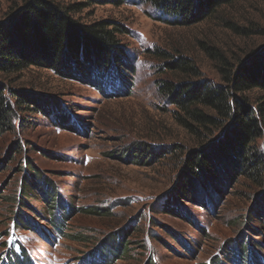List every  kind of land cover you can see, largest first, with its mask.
<instances>
[{
	"label": "rangeland",
	"instance_id": "374dc122",
	"mask_svg": "<svg viewBox=\"0 0 264 264\" xmlns=\"http://www.w3.org/2000/svg\"><path fill=\"white\" fill-rule=\"evenodd\" d=\"M76 2H86L70 13L77 22L123 28L116 35L124 79L107 75L97 87L34 65L0 72L12 112L0 129V264L13 263L9 248L20 250L19 243L28 253L23 264H92V254L113 249L118 237L126 251L114 258L107 249L99 264H264V166L256 177L199 180L203 202L193 186L179 191L189 156L219 139L230 121L209 131L181 123L184 113L161 87L223 84L222 66L234 73L263 52L264 0H237L190 25L138 0H56L63 8ZM23 5L0 0V24ZM16 93L44 97L49 111L20 103ZM263 94L241 95L253 106ZM261 129L251 148L264 155ZM35 170L60 192L59 205L37 191L23 198L24 178ZM20 217L32 226L21 227Z\"/></svg>",
	"mask_w": 264,
	"mask_h": 264
},
{
	"label": "trees",
	"instance_id": "16d2710c",
	"mask_svg": "<svg viewBox=\"0 0 264 264\" xmlns=\"http://www.w3.org/2000/svg\"><path fill=\"white\" fill-rule=\"evenodd\" d=\"M24 1L25 5L13 12L9 20L0 24V72L34 65L52 69L68 77H83L97 87L103 84L100 79L111 74L119 76L118 82H122L124 79L122 67H126V64L119 57L122 48L118 45L116 35L117 32H124L122 27L111 28L112 26L105 20L91 25L77 22L70 13L81 8L86 2H76L63 8L56 3V0ZM89 1L115 5L126 2V0ZM138 1L151 4L161 15L176 17L175 21L173 20L175 24L190 25L237 0ZM179 64L180 62L175 65ZM186 69L195 71L193 66H187ZM221 73L223 84L203 82L174 86L170 82H165L161 85L168 92L170 102L184 113L185 116L179 113L180 116L177 117L181 123L189 125L188 120H192L209 131L210 128H220L225 122L230 121L219 139L199 152L193 153L187 160V172L181 179L179 191L184 193L187 190L188 193V187L193 186L202 202L205 199V192L198 191L199 180L206 182L209 177L215 178L217 174H227L232 177L243 172L256 177L264 166L262 152L260 150L253 152L251 148V143L259 139L263 133L261 128H264V94L255 100L253 106L249 105L246 96L241 95L253 90L264 92V51L234 73L225 66L221 67ZM4 90L5 87L0 85V129L10 117L12 118V112L6 106L3 97ZM16 95L20 96V103H25L27 100L43 111H49L43 109L50 107L44 97L37 95L25 97L21 93ZM63 124L69 127L67 121H63ZM131 157L136 158L133 154L129 158ZM29 176L30 180L24 178V186L21 190L23 198L35 197L37 191L45 195L44 198H40L45 203L56 198L55 205L60 204V192L56 190L52 181L40 175L37 170L32 174L30 172ZM45 190L50 192L47 191V194ZM58 207L51 208L56 210ZM258 214H261V222L264 226V202ZM18 221V224L25 229L30 228L26 225L32 226L24 217H20ZM50 221L54 229L63 231L55 220ZM114 245L113 249L110 244L98 249L96 256L92 254L96 259L94 258L95 262L91 263L99 264L101 254L107 249L111 248L110 252L113 253L114 258L118 257L119 252L124 253L127 249V244L121 241V237L114 241ZM19 246L20 250L10 246L13 263L9 261V264H23L24 261L20 262V257L27 256L28 253L22 243H19ZM150 264L157 263L151 259Z\"/></svg>",
	"mask_w": 264,
	"mask_h": 264
}]
</instances>
